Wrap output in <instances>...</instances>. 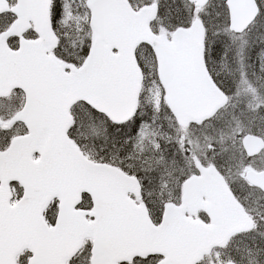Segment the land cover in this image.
I'll return each instance as SVG.
<instances>
[{"label": "snow or ice", "instance_id": "snow-or-ice-1", "mask_svg": "<svg viewBox=\"0 0 264 264\" xmlns=\"http://www.w3.org/2000/svg\"><path fill=\"white\" fill-rule=\"evenodd\" d=\"M0 264H264V0H0Z\"/></svg>", "mask_w": 264, "mask_h": 264}]
</instances>
